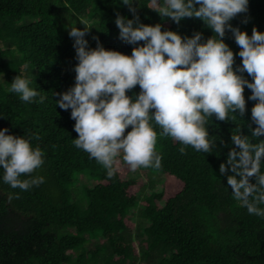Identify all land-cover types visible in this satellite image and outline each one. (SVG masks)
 <instances>
[{
    "label": "trees",
    "instance_id": "16d2710c",
    "mask_svg": "<svg viewBox=\"0 0 264 264\" xmlns=\"http://www.w3.org/2000/svg\"><path fill=\"white\" fill-rule=\"evenodd\" d=\"M137 6L144 23H162L185 35L202 31L204 39L214 34L202 18L177 23L162 15L155 9L159 0H137ZM118 12L135 15L120 0H0V129L31 136L46 154L30 174L45 180L29 189L4 182L0 168V264H264V217L233 196L228 174L220 172L233 146L232 133L241 128L252 135L258 126L252 119L257 101L248 99L253 90L247 85L246 113L240 116L237 110L235 120L232 114L229 120L209 118V133L216 139L211 153L191 145L181 152L180 141L158 136L160 168L128 172L121 154L116 174L109 176L74 144L79 133L72 109L57 105L60 96H55L75 83L79 61L69 26L85 27L79 20H91L90 47L97 46L98 36L106 48L131 54L136 45L120 37ZM231 23L250 35L254 26L264 31V0H250L248 11ZM225 39L239 66L241 46L231 30ZM19 72L31 75V86L47 97L43 103L9 91ZM139 91L137 84L129 94ZM155 172L167 176L160 189L152 178L140 180L139 173ZM79 175L96 183H82ZM251 179L256 182L255 175Z\"/></svg>",
    "mask_w": 264,
    "mask_h": 264
},
{
    "label": "clouds",
    "instance_id": "9594fccd",
    "mask_svg": "<svg viewBox=\"0 0 264 264\" xmlns=\"http://www.w3.org/2000/svg\"><path fill=\"white\" fill-rule=\"evenodd\" d=\"M120 2L135 14L116 16L120 37L136 45L131 54L106 48L98 36L94 37L97 46L90 47L86 34L92 27L83 18L79 21L85 27L69 26L79 62L74 66L75 83L55 92L60 96L55 100L72 109L79 133L74 144L100 162L109 176L116 174L121 154L132 170L160 168L158 136L180 141L181 152L191 145L211 153L216 139L209 133V118L215 114L219 120H229L232 114L235 120L237 110L240 116L246 113L247 85L253 90L248 99L257 101L252 119L258 126L252 135L241 128L232 133L233 146L220 172L228 174L233 196L250 213L264 217V139H260L264 134V31L254 26L250 35L231 23L237 14L248 11L250 0H159L155 9L177 23L185 17L202 18L214 33L207 39L202 31L185 35L165 29L162 23H144L137 0ZM228 30L241 46L239 66H234L237 53L225 39ZM137 84L140 91L130 95ZM31 85V75L19 72L9 91L19 93L24 101L43 103L47 97ZM129 126L133 127L126 133ZM45 155L31 136L0 129L2 180L11 187L29 189L42 183L43 175L30 174L44 164Z\"/></svg>",
    "mask_w": 264,
    "mask_h": 264
},
{
    "label": "rangeland",
    "instance_id": "374dc122",
    "mask_svg": "<svg viewBox=\"0 0 264 264\" xmlns=\"http://www.w3.org/2000/svg\"><path fill=\"white\" fill-rule=\"evenodd\" d=\"M89 23H91V20H88ZM1 79H4V75H1ZM138 169V168H137ZM130 170H132L130 168V166L127 164V171L129 172ZM140 175V180L143 182V183H147L149 181L150 178L154 179L155 180V183H156V187L157 189H160L161 186H162V183L161 181L163 179H167V176L165 174H160V173H153V174H150V176L146 173H139ZM80 180H82L81 182H86L88 185L92 186L93 184L96 183V181L94 180H88V179H85L82 175H79L78 176ZM136 190H139V185H137L136 187ZM134 215V216H133ZM132 217L134 219H136V213H133ZM133 229H135V227H133ZM102 240V239H101ZM89 246H93V243H89Z\"/></svg>",
    "mask_w": 264,
    "mask_h": 264
}]
</instances>
